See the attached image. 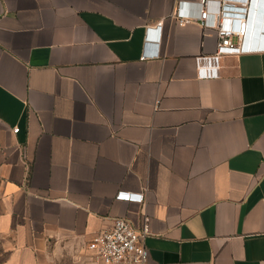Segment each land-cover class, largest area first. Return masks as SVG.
<instances>
[{"label": "crops", "instance_id": "obj_1", "mask_svg": "<svg viewBox=\"0 0 264 264\" xmlns=\"http://www.w3.org/2000/svg\"><path fill=\"white\" fill-rule=\"evenodd\" d=\"M197 2L0 0V264L143 216L146 264H264V0L227 55Z\"/></svg>", "mask_w": 264, "mask_h": 264}, {"label": "built area", "instance_id": "obj_2", "mask_svg": "<svg viewBox=\"0 0 264 264\" xmlns=\"http://www.w3.org/2000/svg\"><path fill=\"white\" fill-rule=\"evenodd\" d=\"M249 0H198L196 15L178 12L179 24L197 21L204 28H213L217 35L219 55L242 52L246 32V13ZM160 26V25H159ZM148 56L144 52L141 59ZM14 133L18 128H13ZM115 199L141 203L142 193L118 191ZM109 229L92 237L86 248L95 262L102 264H146L148 250L145 238L149 235V218L143 216L138 228L126 218H112Z\"/></svg>", "mask_w": 264, "mask_h": 264}, {"label": "rangeland", "instance_id": "obj_3", "mask_svg": "<svg viewBox=\"0 0 264 264\" xmlns=\"http://www.w3.org/2000/svg\"><path fill=\"white\" fill-rule=\"evenodd\" d=\"M1 252H2V251H1V247H0V257H1Z\"/></svg>", "mask_w": 264, "mask_h": 264}]
</instances>
